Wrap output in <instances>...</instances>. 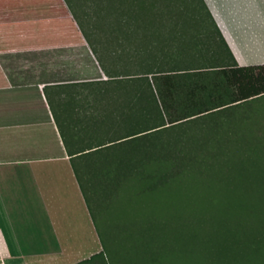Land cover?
Instances as JSON below:
<instances>
[{
    "label": "trees",
    "instance_id": "16d2710c",
    "mask_svg": "<svg viewBox=\"0 0 264 264\" xmlns=\"http://www.w3.org/2000/svg\"><path fill=\"white\" fill-rule=\"evenodd\" d=\"M71 3L0 0V53L84 44L90 26L93 33L110 34L120 45L133 43L138 36L148 38L153 26L160 31L177 23L171 20L186 18L200 27L199 46L209 64L204 67L216 68L215 76H222L209 84L187 81L175 69L121 71L99 56L106 77L73 80L69 156L91 214V197L118 188L130 176L149 179V188L154 189L191 171H204L203 176L213 165L229 166L223 161L227 155L198 150L201 141L185 136L181 126L264 94V63L238 64L206 0H73V11ZM60 93L62 119L69 126L68 83L62 84ZM49 103L53 108L51 99ZM63 141L68 145V138ZM102 244L92 257H105ZM251 245L260 247L256 239Z\"/></svg>",
    "mask_w": 264,
    "mask_h": 264
},
{
    "label": "rangeland",
    "instance_id": "374dc122",
    "mask_svg": "<svg viewBox=\"0 0 264 264\" xmlns=\"http://www.w3.org/2000/svg\"><path fill=\"white\" fill-rule=\"evenodd\" d=\"M208 1L232 19L251 0ZM171 22L179 25L160 31L153 26L148 38L124 41L126 47L110 34L93 33L90 26L84 44L3 53L0 69H50L41 74L46 80L106 77L98 60L102 56L111 69L121 71L175 69L190 82L221 79L216 68L204 67L209 64L199 46L200 27L186 18ZM181 128L185 136L201 141L203 153L227 155L223 161L229 166L213 165L203 176L204 171H191L154 189L149 179L134 175L91 197L108 264H264V94Z\"/></svg>",
    "mask_w": 264,
    "mask_h": 264
},
{
    "label": "crops",
    "instance_id": "0c3cea01",
    "mask_svg": "<svg viewBox=\"0 0 264 264\" xmlns=\"http://www.w3.org/2000/svg\"><path fill=\"white\" fill-rule=\"evenodd\" d=\"M206 2L238 64L264 63V0L232 19ZM48 70L0 69V263L108 264L92 257L103 244L69 156L78 79L46 80ZM65 83L69 126L59 105Z\"/></svg>",
    "mask_w": 264,
    "mask_h": 264
},
{
    "label": "built area",
    "instance_id": "2783aa9c",
    "mask_svg": "<svg viewBox=\"0 0 264 264\" xmlns=\"http://www.w3.org/2000/svg\"><path fill=\"white\" fill-rule=\"evenodd\" d=\"M0 264H3V263H0Z\"/></svg>",
    "mask_w": 264,
    "mask_h": 264
}]
</instances>
